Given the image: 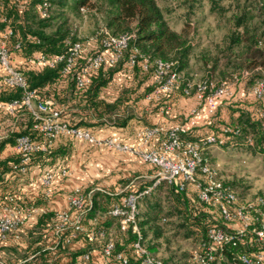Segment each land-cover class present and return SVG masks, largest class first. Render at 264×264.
I'll list each match as a JSON object with an SVG mask.
<instances>
[{
    "label": "trees",
    "instance_id": "trees-1",
    "mask_svg": "<svg viewBox=\"0 0 264 264\" xmlns=\"http://www.w3.org/2000/svg\"><path fill=\"white\" fill-rule=\"evenodd\" d=\"M42 2L29 0L21 4L20 0H0V30L12 28L14 31L10 39L11 60L25 74L29 88L34 89L40 98L53 99L64 119L92 132L95 127L105 123L123 126L135 118L144 120V123L139 122L140 130L155 126L139 114L147 106L144 102L147 94L152 95L148 105L158 102L155 108L161 107L163 111L179 98L194 95L195 91L191 95L185 94L184 87L188 80H183L180 75L190 66L194 52L192 37L196 28L192 26V19L196 10L204 13L200 20L214 17L220 38L214 43L213 49L204 48L199 53L207 71L206 79L212 80L217 74L220 76L218 83L234 79L238 84L245 82L255 102L252 107L233 104L228 114H222L224 107H220V104L223 106L224 103L221 100L215 112L209 114L203 124L190 127L181 136L185 140L199 142L203 146L205 160L211 164L208 152L215 144L206 142L211 135L218 140L223 139L222 143L217 144L222 147H245L255 155L260 153L264 156V96L259 97L254 93L257 83L264 79V0H164L166 4H173V8H167L161 4V0H49L47 15H43ZM206 5L207 12L204 10ZM178 8L183 10L184 16V23L179 30L172 27L167 17L168 13ZM81 15L101 21V28L91 36L79 37L74 19ZM108 33L116 36L130 34L131 37L115 62H104L93 73L90 83L79 87L76 74L87 63L90 55L106 50L103 39ZM18 42L21 45L17 48L15 45ZM74 42H82L88 48L75 58L68 72L64 71L66 60L54 65L31 61L32 57L39 54L49 58L64 54ZM135 48L142 56L132 64L131 55ZM111 52L109 50L108 54ZM146 59L147 68L143 65ZM158 60L172 62L171 70L176 71L179 77L171 91L162 90L155 95L153 92L160 85ZM2 73L0 66V75ZM108 96L113 99L109 100ZM21 99L22 91L18 88L5 86L0 89V111L15 115L14 127L8 129L0 139V152L8 144L16 145L21 135L26 134L39 141L44 139L34 129V118L26 106L18 105L13 113L3 106ZM163 136L160 135V138ZM57 139L46 150L31 153L27 171L23 174L29 171L32 164L43 167L59 162L60 175L64 178L69 176L70 170L62 165V160L70 155L72 143L56 145ZM21 157L17 151L0 158V184L7 172L20 173L21 170L15 165L20 163ZM145 163L151 165L155 177L136 179L135 182L134 176H129L109 186H101L100 181L95 179L80 188L85 196L84 207L68 206L65 211L71 219H80L83 230L74 231L69 223L61 226V212L50 209L38 214L34 224L26 230L21 244H1L14 233V228L7 233L6 238L0 239V251L15 252L17 257L15 261L4 263L123 264L122 260L116 258L118 253H122L128 259L126 264H143L141 255L134 247L136 233L131 226L122 230L120 218L113 215L111 210L129 194L145 190L148 192L139 196L137 202V223L143 235V245L155 255L158 245L162 244L156 239L164 237L169 244V237L177 240L182 236L190 238L195 245L184 256L190 264H197L195 252L211 242L209 228L215 226L234 231L240 226L237 220H227L219 206L201 200L194 184L177 191L167 180L155 183L159 167ZM64 168L68 169V175H62ZM199 176L205 180L201 173ZM219 176L236 190L239 202L264 198L262 194H257L252 200H243L233 182L222 178L220 172ZM42 202L43 196L36 204ZM263 222L264 219L260 217L255 219L253 225L261 226ZM73 232L77 233L76 236L70 237ZM78 240L84 242L80 247L74 245ZM109 241H113L114 249L111 255L105 256L104 247ZM86 252L91 253L89 259L83 257ZM259 252L264 256V245L248 230L236 245L219 244L212 264H243L242 254ZM160 258L164 264H168Z\"/></svg>",
    "mask_w": 264,
    "mask_h": 264
},
{
    "label": "built area",
    "instance_id": "built-area-1",
    "mask_svg": "<svg viewBox=\"0 0 264 264\" xmlns=\"http://www.w3.org/2000/svg\"><path fill=\"white\" fill-rule=\"evenodd\" d=\"M49 0H43V15H47ZM14 35L12 28L0 30V66L3 73L0 75V89L3 87L18 88L22 91V99L13 100L3 105L9 112L13 113L18 105H24L29 109L33 118V127L42 134L43 140H35L29 135H21L17 138L16 150L21 154L20 163L15 167L22 172L27 171V165L31 158V153L36 150H46L60 136H71L76 139L86 140L93 144L105 145L106 147L137 154L144 162H148L159 167L157 180H167L173 184L177 191L185 190L189 184H194L199 190V198L203 201L213 203L220 207L222 214L227 220H237L240 226L234 231H226L222 228H209L211 242L204 244L202 250L196 251L194 259L197 264H212L214 252L221 243H232L236 245L238 241L251 230L257 237V240L264 245V222L261 226H254L255 219L260 217L264 219V198L259 197L256 201L239 202L236 190L226 184L219 176V170L211 163L207 162L203 156V146L199 142L189 141L182 138L181 134L190 127L196 125L197 119L204 112L212 114L215 112L219 102L227 95L232 93V86L228 81L221 83L213 80H200L197 82L188 81L184 87L186 95H191L192 91L199 100L201 109L191 110L194 116L187 118L185 123H177L169 128L156 124L155 126L145 127L138 131L139 143L131 145L122 141L116 135L106 137H97L91 130L74 126L63 118L62 112L55 106L53 99H42L34 89L29 88V83L25 74L19 70L11 60L10 39ZM130 34H121L119 36L108 33L103 39V45L106 48L103 52L90 55L87 63L81 71L76 74V84L79 87H85L91 81L93 73L106 61L115 62L123 48L129 42ZM21 43H16L20 47ZM82 42H74L70 45L68 51L64 54L56 55L52 58L45 54H39L31 58L35 63H50L66 60L64 71L68 72L73 66L75 58L87 50ZM112 52L108 54V51ZM142 54L138 48H135L131 55V63L134 64ZM145 68L148 67V60L143 62ZM172 62L158 60L157 76L160 85L154 90L153 94L158 95L160 91H171L179 77L176 71L171 70ZM244 73H247L245 71ZM254 93L259 97L264 96V79H261L254 88ZM160 135H164L160 138ZM223 139L218 140L214 135L206 139L208 144H220ZM205 178L203 181L199 174ZM68 169L62 170V175H68ZM55 175L52 171H47L43 177V183L48 187L53 182ZM129 194L120 204H116L111 213L121 220V229L126 230L130 226L136 233L134 247L141 255L143 264H164L163 260L151 253L142 243L143 235L137 223V202L139 196L143 193ZM69 206L82 209L85 205V196L77 187L68 197ZM62 219L61 226L69 223L74 231L83 230L84 227L80 219L75 220L69 217L67 211L60 213ZM18 218L11 215L0 217V239H4L7 233L17 227ZM253 225V226H252ZM76 232L71 233L70 237L76 236ZM114 249L113 241H109L104 247L105 256L111 255ZM90 252L83 254L85 259H89ZM118 260L126 264L128 259L122 253L116 255ZM243 264H264V256L261 252L255 254H242Z\"/></svg>",
    "mask_w": 264,
    "mask_h": 264
},
{
    "label": "crops",
    "instance_id": "crops-1",
    "mask_svg": "<svg viewBox=\"0 0 264 264\" xmlns=\"http://www.w3.org/2000/svg\"><path fill=\"white\" fill-rule=\"evenodd\" d=\"M25 1L29 0H20V3L22 4ZM151 97V94H147L144 101L147 106L139 114L141 117L144 116L147 122L163 125L166 128L184 121L186 115L190 113L189 107L194 103L200 104L195 95L181 97L172 105H168L166 111H163L161 107L155 108L158 102L148 105ZM108 99L112 100L113 97L108 96ZM185 103L187 104L186 106H184ZM203 115L205 117L209 114ZM14 116L8 112L0 111V139L5 136L8 129L14 127ZM204 117H198L196 126L205 122L206 118ZM139 122L144 123V120L135 118L123 126L105 123L95 127L93 133L100 138L116 135L122 141L137 145L139 143L138 131L141 128ZM69 142L72 143L71 153L65 160H62V165L70 170L69 176L64 178L60 175L59 162H57L59 164L43 165V167L40 164H32L29 171L25 174L21 171L20 173L11 171L5 174L4 181L0 184V217L11 215L18 218L19 222L14 233L1 244L7 246L21 244L26 230L34 224L39 213L50 209L60 212L65 211L69 206L68 197L71 194L70 192L77 187H85L95 179L100 181L99 185L109 186L116 185L119 179L124 177L134 176L136 179H151L156 176L155 171L150 169L151 165L145 163L133 152L113 150L105 145L93 144L86 140L64 135L60 136L55 144L67 145ZM15 152H17L16 146L8 144L0 152V158H5ZM98 163L99 165L104 163L106 166L118 170H113L114 173L112 174L113 171L109 172L106 168L101 170L104 166L95 165ZM47 171H52L55 174L53 182L48 187L43 183V177ZM105 171L109 172V174H105ZM116 177L119 178L117 181L114 179ZM108 178H111L110 182L107 181ZM106 182L108 183L106 184ZM41 196H43V202L36 204ZM169 238L171 239L169 244L164 240V237L155 240L160 244L162 243L158 245L156 254L165 259L168 264H190L184 253L192 251L195 247L191 243V239L182 236L177 240L172 237ZM83 244V240L74 242L77 247ZM2 255L7 257L8 262L10 260L15 261L17 257L15 252L1 250V264H4L5 261L2 259L4 257Z\"/></svg>",
    "mask_w": 264,
    "mask_h": 264
},
{
    "label": "rangeland",
    "instance_id": "rangeland-1",
    "mask_svg": "<svg viewBox=\"0 0 264 264\" xmlns=\"http://www.w3.org/2000/svg\"><path fill=\"white\" fill-rule=\"evenodd\" d=\"M161 4H165L167 8H173V4H166L164 0H161ZM207 12V5L204 8ZM196 13L193 16V24L192 26L196 28V32L193 34V43H194V52L192 54L190 60V66L187 70H183L180 75L183 80H188L191 82H197L200 80L206 79V70L200 60L199 53L201 49L204 48H214V43L220 38V31L216 28L214 17L209 16L206 20H200L202 15L204 14L203 11L196 10ZM167 17L169 18L170 24L173 28L179 30L181 29L184 23V16L183 10L177 9L170 13H168ZM74 26L77 29L78 35L81 38H86L91 36L97 30H99L102 26L101 21H96L93 17L87 15H81L74 19ZM220 76L215 74L213 81L217 82ZM232 86V93L227 95L225 98L222 99L221 103L223 102L224 105L220 104V107H224L222 110V114L225 112L228 114L233 108V104H243L245 107H252L254 99L252 98L251 94L249 93L250 88L248 85H245V82L242 84L236 83V79L229 81ZM187 104L185 103L184 106ZM242 105V106H243ZM219 107V108H220ZM194 108H200V104H193L189 107V114L186 115L184 121L180 123H185L187 118L193 117L191 110ZM205 114L202 112L200 116ZM206 115V114H205ZM185 116V115H184ZM209 116V115H208ZM204 118H208L205 116ZM206 120V119H205ZM98 154V153H97ZM104 155V154H101ZM100 155V156H101ZM98 156V155H96ZM99 156V157H100ZM117 156V154H116ZM209 160L212 164L218 168L220 171L222 178L225 180H229L233 182L235 188L239 192V194L243 197V200H252L254 196L257 194H262L264 196V156L260 153L254 154L253 152L249 151V148H240V147H222L220 145L215 144L212 146L208 152ZM97 159H99L97 157ZM98 166H104L101 168L103 170L106 168L109 172L118 169H112V167L106 166L104 163H101ZM152 170V168L150 167ZM109 172L105 171V174H109ZM114 171L112 172V174ZM111 174V175H112ZM117 181L119 178H114ZM142 179V178H141ZM136 180V178H133ZM139 180V178H137ZM108 182L111 181V178L107 179ZM106 182V184L108 183ZM183 245H185L183 243ZM185 247H187L185 245ZM1 253V251H0ZM4 256V255H2ZM4 256L2 259L8 262L7 257ZM8 264V263H4Z\"/></svg>",
    "mask_w": 264,
    "mask_h": 264
}]
</instances>
